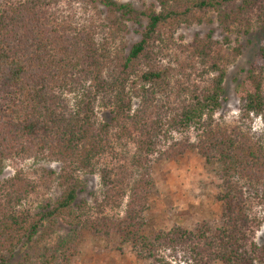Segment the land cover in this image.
Returning <instances> with one entry per match:
<instances>
[{
	"label": "trees",
	"instance_id": "obj_1",
	"mask_svg": "<svg viewBox=\"0 0 264 264\" xmlns=\"http://www.w3.org/2000/svg\"><path fill=\"white\" fill-rule=\"evenodd\" d=\"M62 1L0 0V164L57 162L62 188L33 213L17 208L30 194L21 175L5 182L0 264H70L80 231L119 237L149 264L264 262L255 239L263 224L257 210L264 211V126L257 133L250 124L260 117L264 125V49L237 91L239 117L229 124L216 115L227 67L241 48L230 51L212 35L175 40L182 25L201 24L211 12L224 32L238 26L247 34L264 23V0H157L142 12L114 0H70L97 12L80 18L61 14ZM142 17L140 39L120 44L130 33L127 22ZM100 109L108 111L106 120ZM114 141L131 144L133 155L126 164L100 167ZM187 153L218 165L221 226L155 230L144 215L155 187L152 168ZM82 174L100 176L94 207L78 202ZM122 207V215L107 210ZM59 220L68 234L43 246ZM19 251L21 260L13 261Z\"/></svg>",
	"mask_w": 264,
	"mask_h": 264
},
{
	"label": "rangeland",
	"instance_id": "obj_2",
	"mask_svg": "<svg viewBox=\"0 0 264 264\" xmlns=\"http://www.w3.org/2000/svg\"><path fill=\"white\" fill-rule=\"evenodd\" d=\"M114 1L129 4L138 12L144 11L153 4L157 5V0ZM59 10L65 17L73 15L77 18L97 13L93 7L86 9L70 0H63ZM98 10L101 14H106L105 8L99 7ZM127 24L130 33L124 35L120 44L131 47L140 39V33L146 26L147 19L142 17L140 24L132 22ZM207 35H212L230 51L236 47L242 50L240 56L227 67L224 81L225 101L216 115L217 118L224 117V121L231 124L239 117L240 103L237 91L243 89L249 69L258 60L261 49H264V23L255 22L247 34L238 26L233 27L230 32H224L216 14L211 12L207 20L201 24L182 25L175 33V40L188 44L196 36L205 38ZM181 36L183 41L178 40ZM98 116L99 119L106 120L110 115L107 110L100 109ZM250 124L253 132L263 131L264 125L260 117H252ZM174 138L180 140L182 136L174 135ZM133 153L134 148L131 144H118L114 141L113 150L103 157L100 167L126 164ZM59 172V163L43 158L6 160L0 164V200H4L5 182L20 174L30 194L22 201V204H17V208L35 213L46 201H55L61 196L62 188L58 185L57 177ZM218 172V165L206 163L195 153H187L177 159L164 160L155 165L151 171L155 187L149 196L148 210L144 213L148 226L155 230H169L175 225L192 228L205 221L211 229L220 227L222 207L216 199L221 191ZM81 180L84 190L79 193L78 202L87 201L92 204L94 196L100 194V176L82 174ZM91 206L94 207V203ZM123 209L122 207L120 210H107L109 214L122 215ZM257 215L263 219V224L255 239L260 246H264V211L258 209ZM68 232L69 227L59 220L51 237L42 245L52 246ZM79 239L77 253L70 259V264H149L139 260L131 246L123 244L119 237L114 236L104 240L95 238L88 232L80 231ZM21 252L16 254L13 261L21 260ZM170 260L173 264H185L179 259L171 258ZM256 264H264V262Z\"/></svg>",
	"mask_w": 264,
	"mask_h": 264
}]
</instances>
